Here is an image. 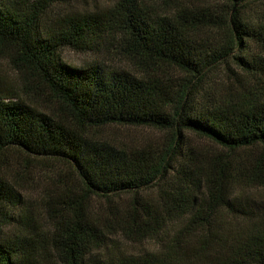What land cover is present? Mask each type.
Here are the masks:
<instances>
[{
	"label": "trees",
	"instance_id": "obj_1",
	"mask_svg": "<svg viewBox=\"0 0 264 264\" xmlns=\"http://www.w3.org/2000/svg\"><path fill=\"white\" fill-rule=\"evenodd\" d=\"M57 1L0 0L16 74L0 77V264H264V206L249 210L264 191V0L55 16ZM107 46L143 77L61 56ZM115 125L157 135L104 137ZM32 160L74 174L45 188L47 230L9 177ZM235 219L250 225L229 241ZM114 235L160 246L127 255Z\"/></svg>",
	"mask_w": 264,
	"mask_h": 264
},
{
	"label": "rangeland",
	"instance_id": "obj_2",
	"mask_svg": "<svg viewBox=\"0 0 264 264\" xmlns=\"http://www.w3.org/2000/svg\"><path fill=\"white\" fill-rule=\"evenodd\" d=\"M118 0H59L53 7L52 14L55 16L72 15V14H89L96 11L107 8L108 6L114 4ZM165 0H158L155 4L156 7L165 10L164 15L171 14L170 10H167L162 5H165ZM185 2H192L197 6H223V0H183ZM153 3V2H152ZM151 3V4H152ZM171 7V5H170ZM168 7V8H170ZM250 10L247 12V16L251 18H257V14ZM260 11V10H259ZM262 11V10H261ZM62 59L65 63L72 64L75 66H85L88 64H100L104 68L111 69L116 68L119 71H128L135 76L141 78L143 73L137 68L132 61L122 57L120 53L111 46L102 47L101 51L94 52H83L77 51L70 48H64L61 53ZM0 77L6 79H16V74L13 71L10 63L3 58H0ZM48 98H45L47 100ZM44 105V102H43ZM104 137H120L125 138L127 136H134L141 140V138L154 135L157 133L155 130L145 128V127H121V126H108L103 129ZM15 168L13 174H9V177L16 184L20 191V194L28 200L32 208L38 211L42 226L44 228H49V223L47 216L43 211L44 201L47 199L46 187H51V180L53 176L58 174V172L64 173L70 177L74 174L71 172L69 167L63 162L58 161H36L32 160L29 167L23 169L21 167ZM259 199L257 201L249 202V210L259 213L258 209L264 206V191H260ZM231 224L233 230L229 233V241L232 239L236 233L243 231L244 227L250 225V221L247 219L232 220ZM169 233V231H168ZM167 235V234H166ZM171 236L170 234L168 235ZM112 242V248L115 252H123L127 255H143L146 252H154L160 246L159 239H147L144 241H131L121 235H114ZM164 239L165 235L162 236Z\"/></svg>",
	"mask_w": 264,
	"mask_h": 264
}]
</instances>
